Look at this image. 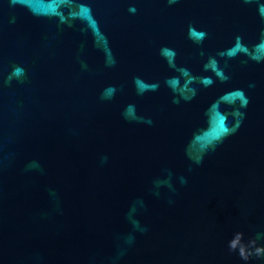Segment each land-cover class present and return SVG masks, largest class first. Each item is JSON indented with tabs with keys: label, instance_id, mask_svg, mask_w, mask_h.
<instances>
[{
	"label": "water",
	"instance_id": "water-1",
	"mask_svg": "<svg viewBox=\"0 0 264 264\" xmlns=\"http://www.w3.org/2000/svg\"><path fill=\"white\" fill-rule=\"evenodd\" d=\"M237 233L264 246V0H0V264H264Z\"/></svg>",
	"mask_w": 264,
	"mask_h": 264
},
{
	"label": "clouds",
	"instance_id": "clouds-1",
	"mask_svg": "<svg viewBox=\"0 0 264 264\" xmlns=\"http://www.w3.org/2000/svg\"><path fill=\"white\" fill-rule=\"evenodd\" d=\"M135 11V9H130ZM23 69L17 66L13 69L11 76H20L23 74ZM10 76V79H11ZM229 248L234 252H238L240 257L244 260H248L252 255L257 257H264V246H256V239L249 241L247 244L243 242V234L237 233L233 239L229 241Z\"/></svg>",
	"mask_w": 264,
	"mask_h": 264
}]
</instances>
